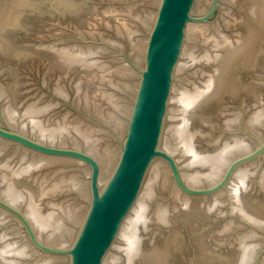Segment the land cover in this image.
Masks as SVG:
<instances>
[{"label":"water","instance_id":"obj_1","mask_svg":"<svg viewBox=\"0 0 264 264\" xmlns=\"http://www.w3.org/2000/svg\"><path fill=\"white\" fill-rule=\"evenodd\" d=\"M0 264H264V0H0Z\"/></svg>","mask_w":264,"mask_h":264}]
</instances>
